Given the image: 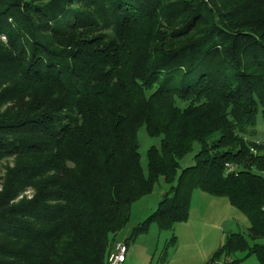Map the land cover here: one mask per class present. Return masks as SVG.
<instances>
[{
	"label": "trees",
	"instance_id": "trees-1",
	"mask_svg": "<svg viewBox=\"0 0 264 264\" xmlns=\"http://www.w3.org/2000/svg\"><path fill=\"white\" fill-rule=\"evenodd\" d=\"M261 110L264 0H0V264H108L161 179L127 242L174 231L201 191L249 222L207 264H264Z\"/></svg>",
	"mask_w": 264,
	"mask_h": 264
},
{
	"label": "rangeland",
	"instance_id": "rangeland-1",
	"mask_svg": "<svg viewBox=\"0 0 264 264\" xmlns=\"http://www.w3.org/2000/svg\"><path fill=\"white\" fill-rule=\"evenodd\" d=\"M255 130L256 136L250 139L264 144V117L262 110L256 119ZM138 142L141 167L144 175L148 176V150L154 146L159 148L161 139L150 137L146 128L143 127L138 133ZM200 149L201 146L198 143L195 144L193 152L182 160L181 170L195 164L194 158ZM2 173L3 170L0 171V177ZM166 189L167 185L161 179L152 194L132 205L130 221L116 240V242L124 243L127 246V256L124 264H197L200 261V257L208 249V241L209 239L211 240L208 237L214 235V229L209 226H211V223H215V218L216 220H222L218 215L219 212L222 214V209L213 205L219 200L217 202H221V208L222 204L230 206L226 198L218 199L201 191H195L190 218L187 222L177 224L172 232H162L157 224L151 223L147 233L139 235L133 241L127 242L132 237L134 230L147 221L158 209ZM235 212L236 215L234 213L227 214L224 232L221 230V239H225L231 233L246 234L249 222L239 211L235 210ZM238 216H241L240 219ZM237 220L238 222H236ZM218 234H220L219 230ZM173 236L177 239L175 247L170 245ZM224 239H222V242ZM261 243L264 244V240H261ZM243 264L259 263L255 256H251Z\"/></svg>",
	"mask_w": 264,
	"mask_h": 264
},
{
	"label": "crops",
	"instance_id": "crops-1",
	"mask_svg": "<svg viewBox=\"0 0 264 264\" xmlns=\"http://www.w3.org/2000/svg\"><path fill=\"white\" fill-rule=\"evenodd\" d=\"M194 195H195V193H194ZM194 195H193V199H194ZM217 201H219V200H217ZM217 201L215 202V204L213 206L218 207L219 209H222V214H221V212L218 213V215L222 218V220H216V218H215V223H211V226H209V227H212L214 229V235L212 237H208V238H211V240L209 239V241H208V249L203 254V256L200 257V261L197 262V264H207L211 260V258L214 256V254L218 251L219 247L222 244V239H224V238L221 239V237H222L221 230H222V232H224L226 220L228 217L227 214H231V213L235 214L236 213L232 209V207L228 206L227 204H222V208H221V202H217ZM238 217L240 219L241 216H238ZM236 222H238V220ZM218 230L220 231V234H218Z\"/></svg>",
	"mask_w": 264,
	"mask_h": 264
},
{
	"label": "built area",
	"instance_id": "built-area-1",
	"mask_svg": "<svg viewBox=\"0 0 264 264\" xmlns=\"http://www.w3.org/2000/svg\"><path fill=\"white\" fill-rule=\"evenodd\" d=\"M228 172H236V168L233 167L232 165H227ZM264 210V207H263ZM126 256H127V246L124 243L116 242L113 251L111 253V256L109 258L108 264H124L126 261ZM233 260L228 258L221 259L215 264H232Z\"/></svg>",
	"mask_w": 264,
	"mask_h": 264
}]
</instances>
